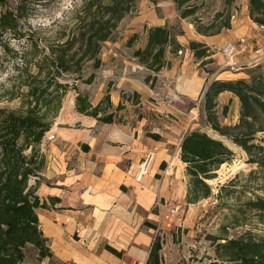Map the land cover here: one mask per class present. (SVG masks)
Listing matches in <instances>:
<instances>
[{"label": "rangeland", "instance_id": "obj_1", "mask_svg": "<svg viewBox=\"0 0 264 264\" xmlns=\"http://www.w3.org/2000/svg\"><path fill=\"white\" fill-rule=\"evenodd\" d=\"M87 1L0 0V18L8 12L16 20L11 29L3 28L4 21L0 20V114L41 117L45 124H50L47 134L57 135L60 125L76 123V99L80 97L90 105V101L97 102L91 106H99L100 118L111 116L112 121L118 123L144 121L147 136L156 130L160 138L170 140L169 152H176L180 139L194 130L222 141L232 151V157L215 170L211 180L206 181L210 196L195 204L186 201L189 177L184 164L183 174L174 173L176 187L181 191L167 201L161 213L157 204L151 213L157 217L154 232L161 246L160 264H232L228 259L230 249L223 247L228 240L264 243V167L252 163L257 157L264 158V153L257 148H264V131L251 136L241 129L233 132L237 137H246L244 140H249L248 145L256 146L253 157L247 155L240 146L219 136L207 124L203 95L210 82L217 80L214 73L221 65L225 68L222 71L240 72L238 77L249 81L253 76L264 75V57L250 64L246 58L255 57L252 52L238 54L234 59L236 64L226 67L220 49L215 53L210 51L211 56L203 62L195 59L200 73L208 77L205 90L191 101L179 94L168 95L169 90L157 79L163 68H169L171 59L181 56L183 49L176 54L166 49L163 68L159 72L142 65L134 52L144 48L150 26L165 24L175 34L181 30L182 35L176 38L182 40L186 38L187 30L198 28L211 34L229 19L230 29H221L220 33L229 34L227 31L231 29L244 27L250 37L242 35L238 38H248L250 49L260 48L264 53V27L248 18L249 0H188L181 10L192 11V14L185 19L180 18L174 0H135L107 40H96L88 50L83 35L88 32L87 24L93 18L106 20L107 16L102 11H83ZM1 46L6 47L5 51ZM61 56L68 61L66 68L69 71H64V66L53 65L52 62ZM236 69L239 71L235 73ZM148 76L154 84L153 88L148 84L149 87L157 93L155 99L135 106L143 99L140 101L139 95L129 91L128 87L126 90L120 87L122 102L117 106L120 110H116L109 98L115 85L122 80L132 85L144 83ZM168 87L171 90V85ZM169 101L172 107L166 103ZM146 104L158 109L147 108ZM239 105L236 97H223L220 101L217 97L214 112L218 123L221 126L237 125ZM224 106H227L225 115L222 112ZM259 123H264V114L258 115L254 126ZM25 154L29 155V151ZM156 175L154 177L160 179ZM38 181L37 177H32L28 185L34 187ZM23 251L25 258L21 264H57L53 258L39 260L38 251L31 245H26Z\"/></svg>", "mask_w": 264, "mask_h": 264}, {"label": "crops", "instance_id": "obj_2", "mask_svg": "<svg viewBox=\"0 0 264 264\" xmlns=\"http://www.w3.org/2000/svg\"><path fill=\"white\" fill-rule=\"evenodd\" d=\"M161 26L164 25L149 28ZM244 29L237 27L227 31L229 34L206 37L187 30L186 38L178 39L183 49L181 56L171 59L169 68L157 75L169 90L167 94H179L192 101L207 86L208 75L200 73L197 60L187 49L188 42L207 45L215 53L226 41L242 35L250 37ZM220 67L214 73L217 80L244 79L238 77L242 74L236 73L238 69L233 74L222 71L223 65ZM120 87H128L139 95L140 101L143 99L135 106L157 96L143 82L132 85L122 80L109 94L114 107L122 102ZM217 97L220 101L234 96L222 92ZM166 103L171 106L170 101ZM149 107L158 109L154 105ZM75 118L74 125H60L54 140H44L39 146L45 165L34 186L40 204L47 207L37 209L36 213L48 249L57 264H146L155 237L154 229L146 223L153 225L157 218L151 210L160 202L161 213L167 201L181 191L175 180V174L184 173L180 144L176 152H169L170 140L161 137L156 141L147 136L145 122L138 119L134 123L103 124L98 121L99 115L94 118L78 112ZM150 133L160 137L156 130ZM151 152L154 159L149 174L135 182L133 171L141 158ZM161 164H165L163 169ZM156 174L160 179L154 177Z\"/></svg>", "mask_w": 264, "mask_h": 264}, {"label": "trees", "instance_id": "obj_3", "mask_svg": "<svg viewBox=\"0 0 264 264\" xmlns=\"http://www.w3.org/2000/svg\"><path fill=\"white\" fill-rule=\"evenodd\" d=\"M188 0H174L176 10L180 11V18L185 19L192 14V11H182L181 7ZM135 0H88L83 11H102L107 16L106 20H92L87 24L88 32L83 33L86 49H90L96 40L103 42L117 23L128 14L131 4ZM248 18L260 27H264V0H249ZM17 12V11H15ZM104 15V18H105ZM4 21L3 28L11 29L16 21L11 13L1 15ZM231 23L227 19L224 24L214 33L196 29L201 36H214L220 34L221 29H230ZM168 27H151L147 30L146 44L143 49H137L134 55L140 59V63L154 72H159L164 64V52L176 54L182 50L178 35ZM133 38V37H132ZM131 38V39H132ZM5 51L6 47L1 46ZM188 51L194 58L203 62L211 56L207 45L191 41L187 46ZM56 66H64V71H69L68 61L61 56L52 62ZM258 67V66H257ZM154 81V79H152ZM146 85L153 88L150 83V76L144 79ZM222 92H229L239 99V120L234 126H221L218 123L216 112V98ZM203 112H205L207 124L221 137L230 139L235 145L240 146L247 155L253 157L255 145H248L249 140H244L233 134L238 129L245 130V135L264 131V123L254 126L259 114H264V75H256L251 79H237L234 81H212L207 87L204 95ZM60 99H58L59 102ZM108 100V98L106 99ZM77 112L85 116L97 118L101 113L99 106L92 107L85 99L77 97ZM59 106L55 108V112ZM116 110H120L117 107ZM227 106L222 108L225 115ZM103 124L112 122V117L98 118ZM50 124H45L43 118L34 115L16 117L10 113L0 114V264H21L25 258L23 249L31 245L38 251L39 260L53 258L52 252L48 249V240L42 235L39 228L36 210L46 209L44 203L40 204L36 195V186H29L30 178L37 177L43 170L45 162L40 152V144L44 139ZM154 140H159L158 135H150ZM21 142V144H19ZM179 157L185 164V172L189 177V191L186 201L195 204L199 199L210 196V187L207 180L214 177V172L219 166L228 162L232 157V151L219 141L207 134L194 130L185 135L180 141ZM264 153V148L257 147ZM29 151V155L25 153ZM264 155V154H263ZM252 163L261 164L264 167V158L257 157ZM165 164H161L163 169ZM158 176V175H156ZM257 208V207H256ZM253 208V209H256ZM262 210V208H257ZM150 229L155 225L146 223ZM146 264H160L159 252L161 246L157 240L151 245ZM230 249L228 258L232 264H264V243L242 239L240 241L228 240L223 246Z\"/></svg>", "mask_w": 264, "mask_h": 264}, {"label": "built area", "instance_id": "obj_4", "mask_svg": "<svg viewBox=\"0 0 264 264\" xmlns=\"http://www.w3.org/2000/svg\"><path fill=\"white\" fill-rule=\"evenodd\" d=\"M250 52H252L255 55V57L246 58V62H250V64L257 63L259 60H262L264 57V53L260 48H256L254 50L250 49L248 44V38H244V37H240L236 39L234 42L228 41L221 48V53H223L226 60L225 62L226 67H231L236 64L234 62L236 55L243 53L248 54ZM53 139H54L53 134L50 135L47 134V136L44 137L40 145L43 144L44 140L47 142ZM153 159H154L153 152L147 153L144 157L141 158L140 162L137 164L135 170L132 173L133 180L135 182L140 181L142 177L149 174ZM157 205L160 206V202H157Z\"/></svg>", "mask_w": 264, "mask_h": 264}]
</instances>
